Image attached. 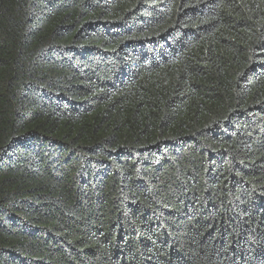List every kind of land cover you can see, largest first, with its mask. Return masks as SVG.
Returning <instances> with one entry per match:
<instances>
[{
  "label": "trees",
  "instance_id": "16d2710c",
  "mask_svg": "<svg viewBox=\"0 0 264 264\" xmlns=\"http://www.w3.org/2000/svg\"><path fill=\"white\" fill-rule=\"evenodd\" d=\"M0 264H264V0H0Z\"/></svg>",
  "mask_w": 264,
  "mask_h": 264
}]
</instances>
